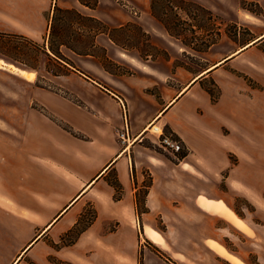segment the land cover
<instances>
[{
  "label": "crops",
  "instance_id": "crops-1",
  "mask_svg": "<svg viewBox=\"0 0 264 264\" xmlns=\"http://www.w3.org/2000/svg\"><path fill=\"white\" fill-rule=\"evenodd\" d=\"M19 1L25 4L30 19L28 21L19 19L22 22L20 27L14 29L0 27V31L14 30L33 37L38 34L33 20V16L37 18L39 15L38 2ZM258 1L262 3L261 0ZM56 2L62 8H75L84 15L100 18L113 26L126 24L135 17L129 10L120 12L109 6L103 12L105 0H98L95 7L84 5L79 0ZM253 16L255 15L251 12L244 13L243 17ZM235 20L240 23L239 15H236ZM149 33L152 38L156 34L152 30ZM92 36V47L103 49L106 59L130 65L135 70L141 69L142 63L138 57L124 51L108 35L100 32ZM263 37L264 32L255 40ZM245 47L242 49H247ZM60 50L77 66L68 64L70 69L54 74V81L59 90L65 89V93L69 91L78 98L76 104L78 114L76 116L71 113L70 109L74 110L73 107L76 105L69 101L62 104L64 106L54 107V116L46 115L56 126H37L29 144L25 138L3 139L2 154L6 164L11 163L9 166L13 164L11 160L8 162L9 155L19 156L21 160L18 161L19 165L15 162L16 167L35 166L45 176L40 180L41 189H34L35 196L29 204L14 197L2 198L0 195L1 209H9L8 213H11L15 206L30 209L31 219L34 221L39 217L40 224L44 225L30 241L32 243L28 248L26 247L30 243L20 249L18 254H11L6 258L4 264H56L51 259L55 253L50 249L48 237L55 239L54 232L60 235L72 227L83 210L84 199L90 193H95L93 205L96 216L77 235L73 243L62 248V260L67 264H139L140 252L143 256L142 264H177L156 257L145 245L144 242L148 241L167 251L169 246L175 254L183 258L174 257L178 263L236 264L212 247L210 241L223 243L227 235L226 229L230 226L239 227L227 216L226 206L230 207V198L226 194L232 187L238 191H245L244 187L239 188L230 184L234 173L237 174L236 180L240 185L248 187L246 172L241 169L245 160L241 153L246 149L248 141L253 142L255 139L254 143L258 145L257 140L260 139L257 131L250 130L253 122L256 125L258 120L261 121L263 109L261 103H258L257 109V99L253 100L251 97L254 107L248 105L247 95L238 91L237 94L230 93L225 95L226 98L222 95L218 101H212L210 93L202 87L201 81L210 77L226 58L229 60L227 56L230 54L219 60L224 59V62L211 69L207 67L208 70L204 69L206 70L204 73L203 71L199 73H202L201 75L190 78L182 89L175 90V87L167 82L182 75L178 71L158 70L151 72L147 78L144 74L133 71L129 74H112L105 69L95 54H77L65 46H61ZM58 64L64 67V61ZM74 73L79 74L92 89L78 87L73 82ZM153 87L158 88L157 93L151 92ZM122 101L128 108V135L132 137L128 145L121 143L117 138L118 131L124 126ZM154 122L167 124L178 135L189 151L188 154L174 161L164 153L145 145L142 139L146 137L147 130ZM64 126H68L69 130ZM225 126L228 131L224 132ZM75 128L84 135V138L74 144L79 157L71 165L67 163L65 156L72 150V145L62 137L64 133H71ZM1 136L3 135L0 134ZM229 152L236 153L239 162L236 168L230 170L226 182L229 189L226 191L217 187L216 179H210V176L218 177L221 170L229 166ZM99 154L104 156L94 167L93 173L83 175L82 169L98 160ZM30 156L34 159L29 158ZM54 164L61 169H71L78 175L80 187L67 204L58 210L57 215L49 219L40 209L47 208L53 195L58 192L59 184L63 182L61 177L57 178L56 186L50 181V177H54L52 172ZM111 170H115L121 185V196L117 198L113 196L114 187L105 180ZM236 171L240 172V176ZM144 172L150 173L152 183L145 198L147 210L139 213L136 209L135 192L143 180ZM79 194L80 196L74 200ZM210 200L223 206L210 204ZM11 216L20 219V216L12 214ZM157 218L165 225L164 231L160 232L153 227ZM35 229L38 231L39 227ZM252 230L256 236L261 237V230L259 232L256 229ZM240 231L245 233L246 240L242 242L248 247L227 249L247 264H250L247 258L251 255L256 259L253 264H264L262 241L254 240L252 235L242 229ZM152 234L158 236L159 240ZM6 240L0 236V241Z\"/></svg>",
  "mask_w": 264,
  "mask_h": 264
},
{
  "label": "rangeland",
  "instance_id": "rangeland-1",
  "mask_svg": "<svg viewBox=\"0 0 264 264\" xmlns=\"http://www.w3.org/2000/svg\"><path fill=\"white\" fill-rule=\"evenodd\" d=\"M245 1L256 0H154L153 4L151 0H105L103 12L109 6L118 9L120 12L129 10L135 15L134 20L117 33L125 44V47H122L124 51L135 55L141 61L140 70H135L130 65L120 64L115 60H107L103 49L90 46L93 37L92 34L88 33V28L85 26H83V35L80 39L73 40L75 33L72 34V29L68 26V19L73 15H58L61 20H57L56 24L63 28V31L61 37L56 35L55 38L56 40L64 38L80 47L89 48L100 58L105 69L112 74H119V71L128 69L135 73L138 72V74H144V77L147 78L146 76L151 72L158 70L164 72L178 71L182 75H178L177 79L168 80L167 83L173 85L175 90H180L190 78L232 52L253 43L258 35L260 36L264 32V0H261L262 3L257 0L263 13L250 11L248 9L250 7L256 10L259 8L244 3ZM37 2L39 15L37 18L33 16V20L38 34L32 37L14 30L0 31L3 32L0 35V134L3 135L0 137V195L2 198L14 197L18 201L28 204L35 196L34 189H41L40 180L45 176L35 166L16 167L15 162L19 165L18 161L21 160L19 156L9 155L8 162L11 160L13 164L11 166H9L11 163L6 164L2 154L3 139L25 138L29 144L37 126H56L46 116H54V107L64 106L62 104L69 101V103L78 104L76 96H73L69 91L65 93V89L59 90V86L54 81L53 75L62 72V68L48 48L47 33L53 7L57 2L56 0H37ZM251 12L255 16L243 17L244 13ZM236 15H239L240 23L235 20ZM19 19L21 21L30 19L25 4L20 3L19 0H0V27L11 29L20 27L22 22ZM84 24L95 25L90 21H86ZM151 30L156 32L153 38L149 33ZM43 48L49 55L43 52ZM229 58V60L226 58L225 62L223 61L224 63L210 77L202 80L201 85L205 90H210L212 93V95L210 94L211 100L215 102L222 95L226 98L225 95L233 92L237 94V91L247 95V104L251 107H254V103L251 102L250 97L253 100L257 99V109L258 103L262 104L263 109L261 121L258 120L257 127L253 122L250 131H257L260 141L257 140L258 145L254 143L255 139L252 140L253 142L248 141L246 149L242 150L241 153L245 159L241 169L246 172V185L248 187L240 185L236 180L238 179L237 174L234 173L231 177L230 184L235 187L239 186V188L244 187L243 190L246 192L238 191L233 187L229 189L226 184L230 170L235 166L237 167L239 162V156L234 152L228 154L229 166L223 168L218 177L210 176V179H216L217 187L220 189L231 190H228V194H226L230 198V207L227 208L226 206L227 216L242 230L252 235L254 240L262 241L264 244V239H260L264 238V37L254 42L251 47ZM73 64L77 66L75 62ZM79 76V74L74 73L73 82L83 89H92ZM157 91V87L151 88V92L157 93ZM134 97L138 99L135 95ZM62 101L64 102L62 103ZM121 107L123 123L127 119L129 124L126 103L122 101ZM73 108L74 110L69 109L71 113L77 116V105ZM155 123L163 134L179 140L181 149L178 152H173L160 142V138L156 136L157 133L153 129ZM153 125L149 127L148 134L142 139L145 145L164 153L174 161L188 154L189 151L178 135L167 124L154 122ZM123 127L118 131L117 138L121 143L128 145L132 137L129 136L122 141L120 132L123 131ZM224 129V132L228 131L226 126ZM64 134L61 137L68 140L72 145V150L65 156V160L72 165L79 157L74 144L83 139L84 135L76 128L71 133L66 132ZM98 156V160L82 169L83 175L88 176L93 173L94 167L104 155L99 154ZM29 158L34 159L31 156ZM52 172L54 177L51 176L50 181L55 186L58 177L63 178V182L59 184V190L53 195L47 208L40 209L41 213L49 219L57 215L58 210L67 204L80 187V177L71 169H61L54 164ZM236 173L240 176V172L236 171ZM149 178L150 173L144 172L143 180L138 187L140 201L144 195L142 185L147 183ZM105 180L109 184L119 183L115 170L109 171ZM113 196L114 198L121 196V191L115 190ZM94 197L95 193H90L84 199L83 210L70 229L60 235L54 232L55 239L51 236L48 237L47 242L50 249L55 253V256L51 258L54 263L67 264L66 261L62 260V248L73 243L77 238V231L95 219ZM210 204L223 206L213 200H210ZM12 206L15 205L12 204ZM8 210L7 208H0V236L7 239L0 241V264H4L6 258H9L11 254H18L19 250L30 243L44 227L40 224L41 218L38 217L37 219L36 217L34 221L31 219L30 209L15 206L10 211L11 213H8ZM11 214L20 216V219L12 218ZM248 225L250 226L248 227ZM35 227H39V230L37 231ZM153 227L160 232L165 230V225L161 223L159 218ZM250 227L258 232L261 230V237L256 236ZM238 228L230 226L226 229L227 235L223 243L210 241V245L236 264H247L227 249V247L230 249L248 247L242 242L246 240L245 233ZM144 243L155 253L156 257L164 258L171 263L185 264L174 260V257L183 258L175 254L169 246V251H167L152 241ZM247 260L253 264L256 259L251 255L248 256Z\"/></svg>",
  "mask_w": 264,
  "mask_h": 264
},
{
  "label": "trees",
  "instance_id": "trees-1",
  "mask_svg": "<svg viewBox=\"0 0 264 264\" xmlns=\"http://www.w3.org/2000/svg\"><path fill=\"white\" fill-rule=\"evenodd\" d=\"M79 1L82 4L87 5L89 7H95L97 5V2H98V0H79ZM153 2H154V0H151L152 4H153ZM244 3L254 5V6L259 8V10H256V9L250 7V8H248L250 11H252L254 13H263V10L258 5V2H256V1H245ZM59 14L73 15V17L68 19V26L72 29L71 33L72 34L75 33V35H73L74 36L73 40H79L80 39V37L83 35V30H84L83 26H85L88 28V33H90L92 35L96 34V33H100V32L105 33L106 35H108V37L113 42L120 45L121 47H125L124 42L121 41V39L118 37L117 32L123 30L125 28V26L127 24H129L130 22L123 24L121 26L114 27V26L109 25L105 21H102L101 19H98L94 16L84 15L75 8H62V7L58 6L57 3H55V5L53 7L52 15L50 17L49 26H48L47 41H48V48H49L50 52L53 53V55L57 59V61L60 63H63V61H64V67L61 66L63 72L70 69L69 65L74 66V64L67 57H65L62 54V52L60 50L61 46L68 47L69 49L73 50L77 54H95V53L92 52L89 48L80 47V46H78V45H76V44L72 43L71 41H68L64 38L56 40L55 36L57 35V36L61 37L62 31H63V28L58 27V25L56 24V22L61 20V18H59V16H58ZM86 21L93 22V23H95V25H86V24H84V22H86ZM235 28H237V26H235ZM1 33H3V32H0V35H1ZM234 34H236V33H234ZM92 45H93V40L90 43L91 47H92ZM43 52L45 54L49 55V53L45 49L43 50ZM107 60H109V59H107ZM118 73L119 74H129V73H131V71L128 69H124V70L119 71ZM208 92L212 95L210 90H208ZM64 127L69 130L68 126H64ZM170 132H172V131L170 130ZM135 183H136V181H135ZM151 183H152V177L150 175L148 182L144 183L142 185V187L144 189L143 190L144 195H143V198L141 199V201H140L139 195H138L139 188L135 192L136 209L139 213L147 210V207L145 205V198H146V194L148 192V188H149ZM110 184L114 187L115 190L121 191L120 183L117 182L114 184H112V183H110ZM117 197H120V196H117ZM87 226H88V224L85 227L81 228L79 231H77V234H79ZM142 260H143V256L140 252L139 264H142Z\"/></svg>",
  "mask_w": 264,
  "mask_h": 264
},
{
  "label": "built area",
  "instance_id": "built-area-1",
  "mask_svg": "<svg viewBox=\"0 0 264 264\" xmlns=\"http://www.w3.org/2000/svg\"><path fill=\"white\" fill-rule=\"evenodd\" d=\"M153 129L155 133H157L156 136L160 138V142L163 143L166 148H169L173 152H178L181 149V143L179 142L177 138L163 134L159 130L158 126L154 127ZM120 136H121L122 141L126 140L127 137H129L127 120H125L124 122L123 131L120 132Z\"/></svg>",
  "mask_w": 264,
  "mask_h": 264
},
{
  "label": "bare ground",
  "instance_id": "bare-ground-1",
  "mask_svg": "<svg viewBox=\"0 0 264 264\" xmlns=\"http://www.w3.org/2000/svg\"><path fill=\"white\" fill-rule=\"evenodd\" d=\"M261 36H262V35H261ZM257 38H258V37H257ZM250 46H251V44H250V45L248 44L247 47H245V48H248V47H250ZM241 50H243V49L241 48V49H239V50L233 52L232 54H230V55L227 56V57L233 56L234 54L239 53ZM223 60H224V59H223ZM223 60L217 62L216 64H213V65H212L211 67H209L208 69L214 68L215 66H217L218 64H220ZM208 69H206V70H208ZM206 70H205V71H206ZM205 71H203L202 73H204ZM202 73H201V74H202ZM201 74H199V75H201ZM152 125H153V124H152ZM152 125H151V126H152ZM153 127H157V125L154 124ZM89 184H90V183H89ZM85 186H86V185H85ZM82 190H83V189H82ZM80 194H81V193H80ZM80 194H79L74 200H76V199L80 196ZM74 200H73L72 202H74ZM72 202H71V203H72ZM71 203H70V204H71ZM10 205H11V204H10ZM64 210H65V209H64ZM64 210H63V211H64ZM63 211H62V212H63ZM54 220H55V219H54ZM54 220H53V221H54ZM50 224H51V223H50ZM152 235H153L154 238H156L157 240H159V237H158V236H156V235H154V234H152ZM29 245H30V244H29ZM29 245H28V246H29ZM28 246H27V247H28ZM27 247H26V248H27ZM26 248H25V249H26ZM19 258H20V257H19ZM16 261H17V260H16Z\"/></svg>",
  "mask_w": 264,
  "mask_h": 264
}]
</instances>
